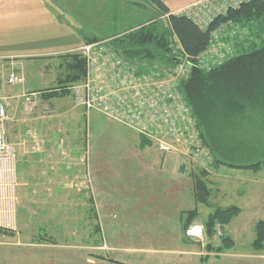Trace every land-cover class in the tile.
<instances>
[{"label":"rangeland","instance_id":"rangeland-1","mask_svg":"<svg viewBox=\"0 0 264 264\" xmlns=\"http://www.w3.org/2000/svg\"><path fill=\"white\" fill-rule=\"evenodd\" d=\"M162 1L173 14L196 0ZM153 16L143 0H0V56H15L9 66L25 78L7 86V96L54 86L55 57L83 37L109 38ZM9 101L17 220L13 234H0V264H264V250L251 246L254 224L264 218V168L209 171L212 203L241 209L210 239L203 227L210 208L196 205L198 216L184 230L175 217L195 206L190 173L201 161L189 146L166 153L151 141L140 148L135 131L86 113L70 96L37 95L32 112L20 98ZM28 130L38 137L23 144ZM175 171L179 187L170 189ZM44 233L54 242L35 239ZM220 234L234 245L215 254L207 244L217 247Z\"/></svg>","mask_w":264,"mask_h":264},{"label":"trees","instance_id":"trees-1","mask_svg":"<svg viewBox=\"0 0 264 264\" xmlns=\"http://www.w3.org/2000/svg\"><path fill=\"white\" fill-rule=\"evenodd\" d=\"M143 2L153 7L155 16L107 39L127 59L157 62L168 67L185 60L191 64L189 73L178 81V86L194 116L198 139L208 151L209 161L205 166H196V171L190 173L189 193L195 206L181 211L180 221L181 228L187 229L198 216L196 205H205L211 211L207 213L203 227L206 236L212 239L216 230L227 226L241 209L235 204L212 203L217 188L213 185L215 189H212L206 179L209 171L229 168L258 172L264 168V0H249L228 9L214 18L207 30L199 29L185 15L171 14L162 0ZM221 22H233L240 31L233 40L234 52L221 64L202 68L196 64V57L207 48L209 31ZM174 36L178 47L173 41ZM100 39L83 38L85 42ZM55 58L59 65L54 86L36 91L44 101L65 96L71 98L72 85L85 77L86 65L80 54L64 52ZM138 137L140 148L152 144L145 136ZM253 229L251 246L262 251L264 218L258 220ZM2 233L13 234V230L0 229ZM218 238V246L208 242L207 249L218 254L233 247L230 236L220 234ZM35 239L54 242L45 233L38 234Z\"/></svg>","mask_w":264,"mask_h":264},{"label":"built area","instance_id":"built-area-1","mask_svg":"<svg viewBox=\"0 0 264 264\" xmlns=\"http://www.w3.org/2000/svg\"><path fill=\"white\" fill-rule=\"evenodd\" d=\"M246 1L249 0H196L173 14L185 15L199 29L207 30L214 18ZM167 17L168 14L163 16L164 24ZM236 28L233 22H221L212 28L207 48L198 54L196 64L209 69L230 58L234 52L233 40L239 33ZM173 41L179 46L176 36ZM71 51L80 54L86 65L83 80L72 85L71 98L75 107L86 113L98 112L145 136L162 152L176 151L180 145L189 146L198 162L208 164V151L201 146L194 116L178 86V81L190 71L188 61L168 67L157 62L127 59L107 38L82 42ZM13 58L0 56V229L8 231L15 230L17 220V158L15 147L7 136V109L11 104L9 100L14 97L7 96L4 88L25 81L9 66ZM36 96L37 93L18 96L24 100L26 112L34 110ZM37 137L28 130L22 142L28 144Z\"/></svg>","mask_w":264,"mask_h":264},{"label":"crops","instance_id":"crops-1","mask_svg":"<svg viewBox=\"0 0 264 264\" xmlns=\"http://www.w3.org/2000/svg\"><path fill=\"white\" fill-rule=\"evenodd\" d=\"M84 38V37H83ZM83 38H82V40H83ZM83 42H85L84 40H83ZM75 48V47H74ZM71 50V49H70ZM70 50H68V51H70ZM39 55V54H38ZM48 55H55V54H53V53H48V54H46L45 56H48ZM5 56V55H4ZM36 56V55H35ZM40 56V55H39ZM42 56V55H41ZM14 58H16L15 56H13ZM12 57V58H13ZM13 60H15V59H13ZM12 63H13V61H12ZM6 89H7V87H5L4 88V90H5V93L7 94V91H6ZM21 95V94H20ZM14 97V96H13ZM15 97H17L18 98V95H16ZM14 97V98H15ZM162 162V161H161ZM170 176H171V178H168L167 179V182H168V184L169 185H171L172 187H169L170 189H174L176 186H178L177 184H178V182L180 181V179H179V176L177 175V173H176V171L174 172V173H171V174H169ZM175 175H176V177H175ZM179 179V180H178ZM179 187V186H178ZM148 195V194H147ZM150 196V195H149ZM147 197V196H146ZM145 197V198H146ZM153 197V196H152ZM151 197V198H152ZM148 198V197H147ZM149 201V200H148ZM147 207H149V203L146 205V207L145 208H147ZM182 211V210H181ZM181 211H178L177 212V215H175V217H176V219H177V221H178V225H180V221H179V219H180V212ZM196 230V228H194V230H193V233H196V232H194ZM98 233V232H97ZM96 232H95V236H96V238H97V240L99 241L100 239H98V234H97ZM94 236V237H95ZM65 245H66V243L63 245V247L64 248H66L65 247ZM52 246V245H51Z\"/></svg>","mask_w":264,"mask_h":264}]
</instances>
